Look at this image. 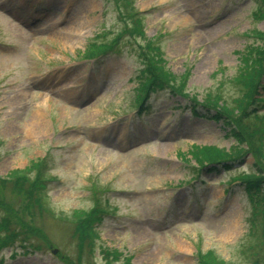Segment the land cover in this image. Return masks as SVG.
<instances>
[{
    "label": "rangeland",
    "instance_id": "1",
    "mask_svg": "<svg viewBox=\"0 0 264 264\" xmlns=\"http://www.w3.org/2000/svg\"><path fill=\"white\" fill-rule=\"evenodd\" d=\"M129 1L140 37L127 28L115 36L131 22L121 2L0 0L1 191L16 201L11 174L34 177L39 162L51 211L33 219L48 242L21 253L17 238L0 250V264H65L63 257L76 264L74 228L94 193L107 207L95 248L82 252L80 264L87 257L94 264L127 257L132 264H200L197 253L210 250L225 262L251 264L252 202L234 176L264 172V152L256 157L250 146L231 167L202 170L189 151L246 148L230 130L234 121L247 131L264 122L253 117L264 115L263 87L245 103L247 118L236 120L246 48L260 43L253 31L264 30L259 0ZM114 37L105 52L88 56L90 44ZM146 44L159 49L172 83L146 93L138 111ZM181 78L184 94L196 102L220 96L236 119L210 118V107L198 103L192 113L190 98L172 90Z\"/></svg>",
    "mask_w": 264,
    "mask_h": 264
},
{
    "label": "trees",
    "instance_id": "2",
    "mask_svg": "<svg viewBox=\"0 0 264 264\" xmlns=\"http://www.w3.org/2000/svg\"><path fill=\"white\" fill-rule=\"evenodd\" d=\"M119 4L123 3L124 8L120 11L123 19L131 18V22L124 25L117 35L125 32L127 28L129 31L134 33V35L141 36L142 30L140 28L139 19H135V14L132 10V3L129 0H113ZM260 6L256 12L259 17H264V0H259ZM259 40V44L248 45L246 48V54L244 56L245 70L240 74L239 82L245 89L244 97L240 99L239 103L241 107L237 111L241 112L238 116L239 119L234 118L230 115V110L226 107L219 105L221 104L220 96L215 97L213 100L210 96L201 98L200 102H196L194 96H188L184 94L183 88L186 85V80L181 78L179 85H172L174 92L187 96L190 98L192 103H190V110L195 112L191 106L193 103H198L203 108H208L212 110L210 113V118H218L220 121H231L233 120H244L247 118L246 105L247 102H252L254 100L253 95L256 93V88H264V85H259V81L264 75V30L253 31ZM108 44L105 43H92L90 44L91 50L87 53L88 56H94L95 53L105 52L108 48ZM158 50L155 46L150 44L143 45L140 49L141 55L143 56V66L139 71V79L137 81V94L135 96V104L138 107L143 105V101L146 99V93L150 90L162 89L164 88L163 83H172L171 73L166 70L164 66V61L160 57ZM154 51V53L152 52ZM175 79V78H174ZM216 96V95H214ZM264 99H260L262 101ZM246 103V105H245ZM245 105V106H244ZM254 119L257 121H264V115L254 114ZM234 125L231 126L230 130L233 135L237 138L239 143H246V148L234 147L230 150H224L217 148L215 146H193L189 151L192 159L195 162L196 168L202 170L216 169V167L228 168L236 161L240 162V159L246 153L250 146L252 148L253 154L257 157L262 155L264 152V122H260V126H256L250 131L246 130L245 127H241L234 121ZM184 158V156H183ZM33 165L36 169V174L34 177L29 176L27 172L22 173V171H14L11 174L10 190L13 191V196L16 201L11 202L2 193L4 186L6 185V180L0 178V210L2 214L0 215V250L5 247H11L13 242L20 238L19 252L27 253L40 248L41 244L47 243L46 235L44 229L39 225L34 223V218L42 214H51L50 208L45 205L49 198L46 195L45 186V174L41 172L42 166L38 167L37 163L34 162ZM257 162L255 161V165ZM259 169L258 166H256ZM234 179L238 181L243 186L244 192L248 196V200L252 202V214L250 221L251 229L249 234L254 238V241L248 245V257L251 264H264V172L262 173H239L234 176ZM4 182V183H3ZM1 189H3L1 191ZM93 206L89 210H83L77 216V222L75 226L74 238L76 241V248L78 251L77 263L81 262V254L85 251L89 254L94 250L95 242L99 238L98 232L96 231V226L100 223L102 218V213L105 212L107 205L102 203L98 194H93ZM108 213V212H107ZM37 215V216H36ZM256 231V234L254 235ZM19 236V237H17ZM256 241V242H255ZM15 251V250H13ZM110 252H106V255H110ZM198 260L200 264H236L232 262H225L221 260L214 251H207L206 253L198 254ZM63 257V256H62ZM118 256L115 255V258ZM87 257L88 261L86 264H94ZM132 258L127 257L123 264H132ZM63 262L65 264H74L63 257Z\"/></svg>",
    "mask_w": 264,
    "mask_h": 264
},
{
    "label": "bare ground",
    "instance_id": "3",
    "mask_svg": "<svg viewBox=\"0 0 264 264\" xmlns=\"http://www.w3.org/2000/svg\"><path fill=\"white\" fill-rule=\"evenodd\" d=\"M227 230H228V231H230V232H227V233H228V234H231V233H232V231H234V230H235V228H234V225H231V224H230V225H228V226H227Z\"/></svg>",
    "mask_w": 264,
    "mask_h": 264
}]
</instances>
